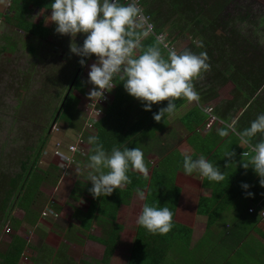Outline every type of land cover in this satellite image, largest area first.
I'll return each mask as SVG.
<instances>
[{
	"label": "trees",
	"instance_id": "16d2710c",
	"mask_svg": "<svg viewBox=\"0 0 264 264\" xmlns=\"http://www.w3.org/2000/svg\"><path fill=\"white\" fill-rule=\"evenodd\" d=\"M229 1L212 0L210 4H207L203 0L202 3H199L198 0H141L146 12L152 17L157 32H163L169 25L173 28H179L181 31L188 30L192 41L186 49H190L196 54L205 52L211 68L193 80V84L196 81V92L199 96L197 105H194L180 118L189 135L186 138H181L177 133V139H182V141H178V144L172 148L161 147L160 152H165L159 156V160L153 167H150L144 153L148 151L145 140L151 142L152 140L149 139L151 136H156L154 140L158 138V134L163 129L162 120L155 121L153 115L160 108L165 107L168 101L153 104L152 110L146 111L140 101L125 91L123 82L118 77L114 79V101L107 107L104 116L96 124L95 135L99 136L107 151H111L114 146L121 148V150L124 147L141 148L148 172L145 175L130 169L128 172L130 183L124 185L125 187L122 189L114 190L107 197L94 198L89 192L92 186H83L84 189L81 193L79 190L75 191L74 199L84 198L89 202L87 212L81 221L82 227L85 230H90L94 224H97L101 228V236H89L91 240L104 246L101 260L96 264H112L111 259L119 246L121 233L124 230V225L116 220L117 212L121 206H128L129 199L133 193H138V189L144 192L146 197L144 203L167 206L171 209L173 227L166 234H153L137 224L126 264H164L169 253L175 252L174 248L176 252H179L180 246L190 245L196 215L206 217V235L213 226H216V221L226 211H234V221L240 218L239 221L243 222L247 214L256 216L252 226L257 233L255 236L250 233L252 240H249L247 244L245 243L246 257L249 259L247 261L245 260V252L241 253V248L244 246L243 236L246 235L247 231H238L239 225H234L235 223L224 226V229H220V231L218 229L214 231L219 239L213 237L214 240L211 241L215 242L213 248L222 243L223 240L226 241L229 236L233 243L237 244L233 255H230L229 259L221 264H264V220L257 216L256 212L253 214L248 212V202L255 205L257 211L264 208V187L260 185V178L251 166L247 170L241 166L243 159H249L250 149L246 145H240L235 134L230 133L228 137L223 138L217 134V129L225 126L223 122L229 124L239 112L241 113L239 123L236 121L234 124L238 130L248 127L260 113H264L263 91V98L259 97L261 93L259 90L264 87V53L258 43L252 42L235 28H230L229 24L224 21V17L219 12L221 6L229 3ZM140 40L144 49L157 43L151 35L141 37ZM197 40L201 41L199 47L195 43ZM5 49L6 46L1 48L2 51ZM140 51L137 49L136 54L139 55ZM162 51L164 52L163 49ZM79 66L80 63L75 72ZM202 78L211 83V87L206 91L200 84ZM77 81L78 78L73 88L83 91L81 82L78 81L77 83ZM217 82L222 83L221 85L230 82L234 86V98L225 103V110H220L219 106L212 109L217 120L222 121V123L217 120L210 122V117L205 113L206 107L202 104L215 97V89L213 88ZM187 100L183 97L176 99L175 111ZM76 103L77 99L70 93L54 123L59 121V117L65 108L63 119L68 125H73ZM132 112H136L134 122H130ZM55 115L56 113L53 114L52 120H54ZM244 123H248V125L244 126ZM197 127L207 128V131L201 135L198 133ZM153 132L154 135H152ZM255 142L253 141V143ZM44 144L43 139L40 146L42 147ZM160 144L161 142H159ZM91 147L90 145V149ZM168 148L169 151H166ZM229 152H233L235 155L232 157L225 156ZM40 153L41 150H38L33 157L28 155L26 161L21 162V170L26 173V178L21 181L22 184L19 182L22 175L9 179L3 174L0 175L2 187L10 186L7 190L3 188V193H0V200L3 201L0 203V214L8 216L9 203L18 186V191L22 189L24 193L17 198L19 205L16 201L14 203L23 207L26 215H32L33 218H36V215L30 213L27 207L29 205L36 207L37 203L35 201L27 203L24 184L33 174L34 168L40 165ZM184 153L191 154L194 158L204 155L224 172V180L209 182L198 174L185 175L182 167ZM243 153H248V155L243 156ZM88 155H90V150ZM35 175V178L38 179L36 189L42 181L46 180L47 173L43 172V177L37 173ZM192 176L195 177L196 182L190 181L191 178H194ZM242 183H247L250 187L245 190L241 187ZM203 189H209L210 195H203L201 193ZM247 192H251L253 195L248 196ZM38 196L40 195L37 190L34 199L37 202L40 201ZM99 203H101L100 206ZM99 214H102L101 217ZM252 226L244 224L245 229L250 228L248 231H251ZM241 230L243 231V229ZM202 237L191 248L192 252H195L202 244L204 241ZM25 247V241L13 236L5 250L0 251V264H20V258ZM239 251L238 257L241 256L242 259L235 257ZM202 257L205 258V256ZM206 259L202 260L204 264H208L207 261L210 264H219ZM64 261L65 258L56 260L53 264H64ZM32 263L38 264V261L32 259ZM39 264L44 263L39 262Z\"/></svg>",
	"mask_w": 264,
	"mask_h": 264
},
{
	"label": "rangeland",
	"instance_id": "374dc122",
	"mask_svg": "<svg viewBox=\"0 0 264 264\" xmlns=\"http://www.w3.org/2000/svg\"><path fill=\"white\" fill-rule=\"evenodd\" d=\"M203 1L207 4L212 2V0ZM198 2L202 3V0H198ZM219 13L224 17V21L229 24L230 28H235L252 42L258 43L264 53V0H230L229 3L221 6ZM1 20L4 19L2 18ZM7 31L8 27L4 23L1 24L0 175L3 174L4 176H7L8 179L14 178L17 175H22L19 181L21 183L22 179L26 178V173L21 170V162L26 161L28 155L33 157L36 151L41 150L39 160H42V164L34 168L33 174H31L29 179H27V182L24 184L26 199L28 201L27 203L35 201L38 209L41 210L44 209L45 205L51 203L52 200L60 204L63 208L62 211L64 212L62 215L57 212L60 216L57 219L50 220L51 222L56 221V223L59 224L58 226H53L52 229L53 233L59 236L53 238V244H56L57 248L59 246V238L63 247L68 246V244H64L62 239H66L70 243V247L68 246L69 254L64 255H61L59 252L56 253L55 250L52 249L47 250L40 247L26 248V256L21 259L22 261L20 260V264L21 262L22 264H32V259L36 258H39L40 262L44 264H53L54 261L56 262V260H62L63 258H65L64 264H96L101 260L104 246L91 240L89 235L91 234L97 237L101 236V228L97 224H94L90 230H83L82 227L78 225L77 220L82 221L84 215L80 214V212H76L79 210L86 211L89 202L84 198L83 200H77L73 197L75 191L77 192L79 190L80 193L83 191V186H92L91 182L88 181V173L90 170L86 168L89 155L79 166L69 170L70 173L68 176H63V179H61L60 170L54 168L56 161L54 163V160L52 159L53 144L55 140L61 139L63 140V143L66 144L75 134L73 131H77L83 126V115L81 114V110L83 109L85 102L89 99L86 94L90 92L87 85L88 72L90 70L89 66L95 62L96 57L93 55L91 58H86L87 63L83 66L78 75V81L81 82L83 91L73 88L71 92V95L77 99L75 117L72 123L73 125H68L63 119L65 108L59 117V121L53 123V114L56 113V110L59 108L61 100L71 83L70 80L77 72H75V70L81 59L80 56L70 52V43L73 42L74 39L78 45L82 44L78 43L76 39L77 37L72 38L68 35H65L66 37H64L62 35V38H50V41L48 42L49 46H34L33 53L30 55L27 54V48L29 45L21 43L19 38L21 36L15 35L14 37H16L18 41L14 40V44L12 45H10L9 42L8 44L4 43L5 40L2 36H8L6 34ZM40 31L43 32L42 29H40ZM163 32L168 36V39L171 40L177 52L188 48L192 41L188 30L181 31L179 28H173L169 25ZM17 33L21 34V31H17ZM51 34V36H54L53 32ZM195 43L196 46L199 47L201 41L197 40ZM5 44H7L6 48L8 47V50L2 51L1 48L5 46ZM38 48H40V50ZM51 49H55L57 54H52ZM202 80L200 84L202 85L203 90L205 89L206 91L211 87V83L203 78ZM195 84L196 81L194 83V89L196 91ZM221 84L218 82L217 84L215 83V88H213L215 89V97L212 100L207 101V103H202L205 107L215 108L216 106H219V109L224 111L225 103L234 98L233 84L230 82L223 85ZM263 88L264 87L259 90V92H261L259 97L261 98H263ZM190 106L191 104L183 106L177 114L175 113L172 115L171 120L176 122L181 114H184ZM236 115L234 116V119L236 118ZM161 120V125L165 126L166 124L163 122L164 119L162 118ZM198 130L201 135L206 132L204 127L203 129L199 128ZM152 135H154V132ZM154 137H149V139L152 140L151 142L145 140L148 150L147 152L145 151V155L150 167L155 166L159 160V156L165 152H160V148L166 147L165 145H161L160 147L159 141L154 140ZM43 139L45 144L41 147L40 145ZM178 141L180 140L176 138V135H168L164 138L163 142L165 144L168 143L169 148H172L178 144ZM169 148L166 149V151H169ZM44 152H46V154ZM43 172L47 173L46 180L44 181L46 186L43 188L42 195L38 196L40 201L38 200L37 202L34 200L35 192L38 190V188L35 189L38 182V179L35 178V173L43 177ZM194 176L197 177L196 175ZM195 177L191 178L190 181L196 182L197 180H195ZM191 183L196 185L194 182ZM9 187L10 186H5L4 188L0 183V193L2 194L3 190L9 189ZM18 189L17 186V191L11 197L9 203L10 208H8L9 212H7L8 216L6 217L4 214H0V251L5 250V244H8L13 236H17L16 234L19 225H21L18 219H16V216L12 217V215H10L13 211H16L14 202L16 201L19 205L17 198L24 193V190L21 189V191H18ZM201 193L203 195H209L210 190L203 189ZM1 202L3 201L0 200V203ZM143 203L144 201L139 199L138 193H133L129 199L128 206L123 205L119 208L116 220L123 224L125 228L121 233L119 246L114 253V257L111 259L112 264H126L137 228V217L142 210ZM248 203V210L250 208L249 206H251L255 209L253 213L257 212L259 214L260 209L257 211L255 205H251L250 202ZM100 204L101 203H99V206ZM34 207L35 205L31 206L30 213H33L32 211ZM21 209L24 210L23 207H21ZM74 209L77 210L76 212L74 211L75 213H73ZM66 210L69 212L72 210V218L69 222L74 221L75 225H70L69 222H67L71 213L66 212ZM262 210H264V208H262ZM101 215L102 214H99L100 217ZM30 216L32 217V215H29V217ZM234 216V211L224 212L216 221V226H213L212 229L208 231V234L205 235L206 217L196 215L193 223V234L190 240V245L180 246L179 252H176L174 248L175 252L169 253L164 264H204L202 260H207L206 258L219 264L225 262L229 259L230 255H233V251L236 250L237 244L233 243L230 236L226 241L223 240L222 243L215 248H213L215 242L211 241L214 240L213 237L219 239V236L214 233V231H217V229L220 231V229H224V226L234 223V225H239L238 231H247L246 235L243 236L244 246L241 248V253H243V251L245 252L247 249L245 248L246 244L249 240H252L250 233H253V236L257 233L252 226L255 222L256 216L247 214V217L243 222L239 221L240 218L234 221ZM62 224H64V226H62ZM67 224L68 226L66 227L65 225ZM244 224L252 226L251 231H248L250 228L248 230L245 229ZM241 229H243V231ZM201 237L204 241L195 252H192L191 248L199 242ZM81 239L83 242H81ZM235 240L237 239L235 238ZM29 245L34 247L33 245L35 244L33 240L30 241ZM239 246L241 247V244ZM239 254L240 251L235 256L237 259L241 258V256L238 257ZM244 254L245 260L249 261L246 257L247 252ZM202 256H205V258ZM47 258H52V262ZM207 262L210 264L209 261Z\"/></svg>",
	"mask_w": 264,
	"mask_h": 264
},
{
	"label": "clouds",
	"instance_id": "9594fccd",
	"mask_svg": "<svg viewBox=\"0 0 264 264\" xmlns=\"http://www.w3.org/2000/svg\"><path fill=\"white\" fill-rule=\"evenodd\" d=\"M50 5L51 15L47 18L55 24L57 34L72 38L85 34L82 45H78L74 39L70 43V52L81 57V66L86 65L85 58L96 57L88 72V81L94 86L88 93L91 100L103 99L104 93L113 88V81L117 77L123 82L125 91L140 101L146 111H151L153 104L168 101L165 107L154 113L153 118L157 122L166 115L174 114L176 99H199L193 80L210 70L207 54H196L190 49L177 52L159 40L144 49L140 38L147 37L153 25L139 7V0H128L127 3L121 0H52ZM160 45L167 49L166 56ZM137 49L141 50L139 55L136 54ZM230 133L238 137L240 145H247L250 149L249 159H243L241 166L245 170L251 166L264 187V113H260L242 130L231 124L217 129V134L222 138ZM87 142L92 146L86 168L90 170L88 181L92 187L89 192L94 198L110 196L114 190L130 183V169L147 174L141 148L124 147L121 150L114 146L107 151L96 135L89 136ZM234 155L229 152L225 156ZM182 167L185 175L198 174L209 182L224 180V172L204 155L194 158L184 153ZM241 187L247 190L250 185L242 183ZM137 192L139 199L144 201V192L139 189ZM247 195L252 196L253 193L247 192ZM53 204L51 202L44 206L40 213L42 218L56 219L42 215L46 209L55 212ZM136 222L150 233L166 234L173 227V212L167 206L144 203Z\"/></svg>",
	"mask_w": 264,
	"mask_h": 264
},
{
	"label": "crops",
	"instance_id": "0c3cea01",
	"mask_svg": "<svg viewBox=\"0 0 264 264\" xmlns=\"http://www.w3.org/2000/svg\"><path fill=\"white\" fill-rule=\"evenodd\" d=\"M51 3H52V0H0V26H1V24L4 23L8 27V31L6 33L8 36H4V37L2 36V38L5 40L4 43L8 44V42H9L10 45H12V44H14V42H13L14 40L18 41V39H16V37H14V36L15 35L21 36V37H19L21 40V43H25V44L29 45V47L27 48V54L32 55L34 46H40V45L41 46H46V45L49 46L48 42L50 41L49 40L50 38H53V37L62 38V35L57 34L55 32V24L53 22L48 21V18H47L48 16L51 15V8H50ZM2 18L4 20H1ZM40 29H42L43 32L40 31ZM17 31H21V34H18ZM52 32L54 33V36H51ZM58 35H60V36H58ZM63 36L66 37L65 35H63ZM76 37H77L76 39H77L78 43L83 44L85 34H78ZM7 44H5V46ZM38 49L40 50V48H38ZM6 50H8V47L5 49V51ZM51 51H52L51 52L52 54H54V55L57 54L55 49H51ZM36 53H38V52H36ZM114 94H115V90H114ZM259 96H260V94H259ZM113 101H114V95H113V98L111 100V103ZM111 103L109 104V106L111 105ZM189 103L191 104V106L187 109V111L184 114H181V116L178 118V120H176V122H173V120H171L173 114L168 115L166 118H164L163 122L166 125L163 126V129H161L160 133L157 136L158 138L155 139V140L161 142V144L159 145L160 147H161V145H165L166 147H169L168 143L165 144L163 142L164 138L168 135H176L177 136V133H178L179 134L178 136H180L181 138L182 137L186 138L189 135V133L184 128V124L181 123L180 118H182L194 105H197V100H187L179 109H177L174 112V114L175 113L177 114L178 111H180L183 106L190 105ZM210 108L211 107H206L205 113L210 117L209 121L211 122L212 120H217V117L213 113V110L210 113H208L207 110H209ZM211 109H214V108H211ZM240 115H241L240 112L237 113L236 118L231 119V122L229 124H231L234 127V124L236 121H238V123H239ZM134 116H135V118H134ZM135 119H136V112L135 113L132 112L130 122H134ZM217 121L222 123V121H220V120H217ZM223 124L226 125L227 123L223 122ZM247 125H248V123H244V126H247ZM198 129L199 128L197 127V130ZM205 131H207V128H205ZM95 133H93L92 135H95ZM92 135H90V136H92ZM176 138H178V137H176ZM256 139L257 138H255L253 141H256ZM180 141H182V139H180ZM44 186H46V185H45L44 181H42L41 184L38 186L39 195H42V191L44 190L43 189ZM124 187L125 186H122L120 189H122ZM207 190H209V189H207ZM80 200H83V198H81ZM52 202L54 203L53 204L54 211L61 213L60 215H62V213L64 212V211H62V209H63L62 206L54 200H52ZM251 205H253V204H251ZM14 207H16V211H13V213L10 215H12V217L16 216V219H18V221L21 224V225H19V229H18V232L16 234L17 236H15V237H18L22 241H25L26 246H27V247H25L24 253L22 254L20 259H23V257L26 256V253H25L26 248L29 249V248H35V247L36 248L40 247L42 249L44 248L47 250L52 249V250H55L56 253L59 252L61 255L69 254L68 250L70 247L69 246L70 243L66 239H62V242L64 244L67 243L69 247L68 246L63 247V244L60 243V241H61L60 238L58 239L59 240V246L57 248H56V244H53V238L55 236H58V235L54 234L52 231L53 226L59 225L56 223V221L51 222L50 218H48V219L42 218L40 216V213H41L40 210L41 209H38V206L33 208V213L36 215V218H33V216L29 217V215H26L24 210H22L17 204H15ZM249 207H251V206H249ZM30 208H31V205H29L27 207L28 210H30ZM69 208L72 209L71 207H69ZM74 211L76 212L77 210L74 209L73 213H75ZM66 212L71 213V216H70L69 220L67 221V222H69L72 218V210L70 212L68 210H66ZM79 212H80V214L84 215V213H86L87 210L86 211L85 210L84 211L79 210L76 213H79ZM38 215H39V217H38ZM257 216L261 217L258 213H257ZM262 220H264V218H262ZM77 223H78V225H80L82 227L80 220L79 221L77 220ZM69 224L75 225V222L74 221L69 222ZM62 226H64V224H62ZM65 226L67 227L68 224ZM124 228H125V226H124ZM82 229L85 230L83 227H82ZM27 231H28V233H27ZM73 235H72V237H73ZM89 236H93V235L90 234ZM31 240H33V242L35 244V245H33L34 247L29 245ZM81 242H83L82 239H81ZM6 245L7 244H5V248H6ZM52 258H53V256H52ZM52 258H47V259L52 260ZM36 259H34V260L38 261V264H39L40 259L39 258H36Z\"/></svg>",
	"mask_w": 264,
	"mask_h": 264
},
{
	"label": "built area",
	"instance_id": "2783aa9c",
	"mask_svg": "<svg viewBox=\"0 0 264 264\" xmlns=\"http://www.w3.org/2000/svg\"><path fill=\"white\" fill-rule=\"evenodd\" d=\"M123 3H127L128 0H121ZM139 7H141L143 13L145 16L149 18V21L153 25V30L149 34L153 36L156 40V42L163 41L164 43H167L170 47H173V44L171 40L168 39V36L164 32H157L155 28V24L152 20V17L146 12L145 7L143 6L141 0H139ZM161 48L164 50L165 54L167 53V49L163 48V45H160ZM175 49V48H174ZM88 88L91 90L94 86L89 83L88 81ZM112 89H109L110 91H106L104 93V98H92V100L89 98L81 110V114L83 115V126L81 129L74 131V135L71 138V140L64 144L63 141L60 139L56 140L53 144V151H52V159L54 160L55 166L60 170V173L64 176H68L70 173L69 170L72 168L79 166L82 161H84L89 153L90 146L87 142V137L89 135H92L96 131V124L100 121V119L104 116V112L106 108L111 103V100L114 95L115 90V83L113 81ZM88 95V93H86ZM211 108L208 111V113L211 112ZM87 142V143H86ZM46 154V152H44ZM40 164H42V160H40ZM254 208L250 207L249 212L253 213ZM43 216H50L52 218H57L58 214L56 212H53L50 209H46L43 213ZM259 215L264 218V210L260 208Z\"/></svg>",
	"mask_w": 264,
	"mask_h": 264
},
{
	"label": "water",
	"instance_id": "95a60500",
	"mask_svg": "<svg viewBox=\"0 0 264 264\" xmlns=\"http://www.w3.org/2000/svg\"><path fill=\"white\" fill-rule=\"evenodd\" d=\"M85 59H86V58H85ZM82 67H83V66H81V64H80L79 68L77 69V72H76L75 75H74V78L72 79L71 83L69 84V86H68V88H67V91H66V93H65V95H64V97H63V99H62V101H61V103H60V106H59V108L57 109V112H56L55 118H54V120H53V123H54V122L56 121V119L58 118V116H59V114H60V112H61V110H62V108H63L64 103L66 102V100H67L69 94L72 92V90H73V86H74V84H75L76 79L78 78V75H79L80 72H81Z\"/></svg>",
	"mask_w": 264,
	"mask_h": 264
}]
</instances>
